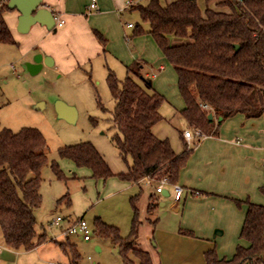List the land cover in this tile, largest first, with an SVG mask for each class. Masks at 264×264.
Instances as JSON below:
<instances>
[{"label":"trees","instance_id":"1","mask_svg":"<svg viewBox=\"0 0 264 264\" xmlns=\"http://www.w3.org/2000/svg\"><path fill=\"white\" fill-rule=\"evenodd\" d=\"M200 1L176 0L162 5L159 0H150L146 6L138 4L129 10L139 11L149 24L147 33L174 67L185 103L181 117L188 129L200 131L201 139L217 136L223 123L235 116L259 119L264 115V0H202L204 8ZM7 10L13 11L8 0H2L0 44L16 46L3 17ZM145 33L138 26L132 37ZM95 34L106 45L105 38ZM141 70V63L135 62L127 67L124 81L113 72L107 78L115 104L113 127L120 133L115 143L120 157L126 163L131 160L128 170L114 174L91 143L60 148L58 154L78 168L90 169L95 180L117 176L121 181L139 184L146 179L160 182L168 178L171 185H176L193 148L185 145L182 153H176L168 139L154 133V127L164 120L161 109L166 98ZM210 114L212 121L208 119ZM46 150V139L38 129L23 128L14 133L0 125V228L11 250L30 252L47 241L46 234L38 235L36 231L35 216L42 205ZM52 170L58 179L64 178L57 162L52 163ZM140 196L131 198L134 218L129 237L123 238L118 227L100 218L96 221L97 232L118 246L124 264H154L148 252L133 245L139 226ZM153 199L154 195L149 214L157 205ZM63 200L70 205L68 195L60 202ZM245 203L248 209L240 239L248 245H239L231 259L219 258L215 249L208 251L206 264H264V205ZM182 232L193 236L191 231ZM58 244L72 264L79 263L81 255L75 245Z\"/></svg>","mask_w":264,"mask_h":264},{"label":"rangeland","instance_id":"2","mask_svg":"<svg viewBox=\"0 0 264 264\" xmlns=\"http://www.w3.org/2000/svg\"><path fill=\"white\" fill-rule=\"evenodd\" d=\"M159 1L162 5H167L174 0ZM149 2L150 0H143L140 4L146 6ZM200 5L204 8L202 0ZM11 12L4 11L3 17L9 16ZM120 23L125 26L132 24L135 29L140 26L146 32L140 36L149 35L147 33L149 24L142 20L137 10L123 11L120 14ZM129 31L131 35L134 33V29ZM14 32L18 38L14 36L17 46L0 44V125L14 133L23 128H35L46 139L48 162L42 171V205L35 211V216L36 231L38 235L46 234L48 242L40 251H20L17 256L14 250L6 247L0 228V246L3 248L0 264H49L50 261L56 260L50 259L46 254L50 251H59L60 264H72L69 255L56 243L58 240L55 238H60L61 231L53 226V221L58 217L74 221L83 217L92 230L91 242H85L81 235L62 238L66 243L70 242L76 246L81 255L78 264H124L118 246L110 239L101 237L97 232V219L100 218L105 223L118 227L123 238L129 237L134 218L131 198L141 194L137 203L139 224L145 223L153 229L155 220L161 219L163 227H177L180 215L172 208V204L175 203L174 190L171 186H167L171 195L162 197L161 194L156 193L159 181L152 180H150L152 185L122 189L124 182L117 176L106 182L95 180L90 169L78 168L72 161L61 159L58 154L60 148L91 143L105 158L114 174L126 172L128 164H131L130 158L126 163L120 157L115 143V137L120 133L113 127L115 104L107 83L112 61L101 56L86 67L75 69L68 74L59 67H53L32 76L21 61L23 47L30 43L29 35H25L28 32L22 33L19 26ZM142 64L144 65V62ZM92 70H95L94 73ZM115 70L116 72L111 71L116 78L121 82L124 81L127 69L118 64ZM161 89L158 92L166 98V103L161 109L164 120L157 124L155 130L159 138L169 139L174 145V150L180 153L182 143L179 131L187 128L180 116L181 97L176 92V83L172 77L166 79ZM58 101L75 108L76 122L69 123L59 118L56 112ZM53 162L59 164L64 178L56 177L52 170ZM151 194L154 195L152 201L157 205L153 213L149 214L147 210L151 202ZM65 195H68L70 205L65 200L60 202ZM160 198L166 204L163 207L159 205ZM62 225L67 226V222H63ZM138 232L139 230L133 239L135 248H138L137 239L138 242L145 239L144 230ZM128 247H132V244Z\"/></svg>","mask_w":264,"mask_h":264},{"label":"crops","instance_id":"3","mask_svg":"<svg viewBox=\"0 0 264 264\" xmlns=\"http://www.w3.org/2000/svg\"><path fill=\"white\" fill-rule=\"evenodd\" d=\"M94 2L96 9L91 11L89 8ZM127 2L128 0H43V8L64 20L65 24L53 30L39 24L32 26L25 34L29 35L30 43L23 47L22 63H33L38 56L43 61L50 58V66L43 64L41 72L59 67L68 74L86 67L101 56L112 61L109 73L116 72L118 64L127 69L136 61H143L141 73L145 79L152 81L157 92L166 79L172 77L176 83V92L181 97L177 73L153 37L150 34L132 37L134 33L131 35L129 30L135 31V26L120 23V14L129 10ZM19 18L17 11L4 17L13 37L16 36L14 31L19 26ZM95 32L105 38L106 45L99 42ZM92 71L94 73L95 70ZM179 106L181 111L185 107L182 97ZM156 127L157 125L154 133L157 135ZM187 130L193 134L192 144L183 137V132ZM179 137L182 143L180 153L184 151L185 145L193 148V152L178 182L185 189V194L180 202L174 200L175 203L172 204L174 212L180 215L178 226L163 227L162 220L157 218L154 226L152 225L153 229L140 223L138 230H144L145 239L139 242L137 239L136 244L139 249L150 254L154 264H206L205 255L213 249L217 251L219 258L231 259L239 245H248L240 239L248 209L245 202L264 205V115L259 119H246L243 115L228 119L220 127L217 136L200 139L196 132L186 128L179 131ZM143 185L152 183L150 179L139 184L124 182L122 189ZM167 193L171 195L165 188L161 196L166 197ZM238 201L242 204L239 205ZM159 205H166L161 198ZM182 231H191L193 236L185 235ZM62 238L64 237L53 242H65ZM47 242L48 240L30 252L40 251ZM97 250L100 251V248L97 247ZM19 252L15 251L17 256ZM2 254L3 252L0 256ZM46 254L60 263L59 251Z\"/></svg>","mask_w":264,"mask_h":264},{"label":"water","instance_id":"4","mask_svg":"<svg viewBox=\"0 0 264 264\" xmlns=\"http://www.w3.org/2000/svg\"><path fill=\"white\" fill-rule=\"evenodd\" d=\"M8 7L20 14L19 30L22 33L29 32L31 27L36 24L45 26L49 30L55 29V16L50 10L43 8V0H8ZM49 61H51L50 58L43 61L41 56H38L34 59L33 63H26L25 67L27 72L33 76L41 72L43 64L49 67ZM56 112L59 118L69 123H74L77 120V111L75 108L67 105L63 101L57 102ZM208 119L212 121L214 119L213 115L210 114ZM169 196V193H167L166 197Z\"/></svg>","mask_w":264,"mask_h":264},{"label":"built area","instance_id":"5","mask_svg":"<svg viewBox=\"0 0 264 264\" xmlns=\"http://www.w3.org/2000/svg\"><path fill=\"white\" fill-rule=\"evenodd\" d=\"M142 0H128L127 2V8L130 9L138 4L141 3ZM1 6V5H0ZM91 11L96 9V3H92V5L89 8ZM56 20V26L55 27H62L65 24V21L55 17ZM130 27H133L132 25H130ZM196 134L201 137V133L200 131H197ZM183 137L184 139L189 143L192 144L193 143V134L191 131H184L183 132ZM148 180V179H147ZM167 186H172L173 190H174V200L176 202H180L185 194V189L180 186L179 184L176 185H171L170 181L168 178H164L163 180H161L159 182V184L156 187V193L157 194H162L165 191V188ZM67 222V226H63L62 223L63 222ZM53 226L57 227L60 229L61 231V235L60 237H72V236H77V235H81L83 236V240L85 242H90L92 240L91 234H92V230L90 228V226L88 225L87 221L84 218H79L75 221H67L65 219H62L61 217L56 218L53 221ZM57 239V238H55ZM3 252V248L0 246V254ZM49 264H60L58 262H51Z\"/></svg>","mask_w":264,"mask_h":264}]
</instances>
